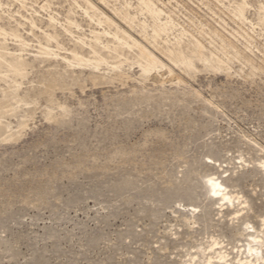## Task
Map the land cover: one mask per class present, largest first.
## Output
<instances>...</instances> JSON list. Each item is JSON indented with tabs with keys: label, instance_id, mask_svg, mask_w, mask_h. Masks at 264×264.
<instances>
[{
	"label": "rangeland",
	"instance_id": "1",
	"mask_svg": "<svg viewBox=\"0 0 264 264\" xmlns=\"http://www.w3.org/2000/svg\"><path fill=\"white\" fill-rule=\"evenodd\" d=\"M0 57V264H264V0H0Z\"/></svg>",
	"mask_w": 264,
	"mask_h": 264
},
{
	"label": "bare ground",
	"instance_id": "2",
	"mask_svg": "<svg viewBox=\"0 0 264 264\" xmlns=\"http://www.w3.org/2000/svg\"><path fill=\"white\" fill-rule=\"evenodd\" d=\"M132 42H133V45L138 49V51L140 52V54L142 55V56H145V57H147V64H148V66H151V65H153V64H155L156 63V58L154 57V55L152 54V53H150V51H148L144 46H142L140 43H138L137 41H135L134 39H132ZM228 44V43H227ZM232 45V44H231ZM230 45V42H229V44L227 45L228 47H230V48H233L232 46ZM172 60H174V61H178V60H180V59H182L183 58V54L181 53V51H176V52H173L172 54H170V56H169ZM0 59H1V57H0ZM0 62H1V60H0ZM212 185V184H211ZM218 186L216 185V184H214L213 183V185H212V188H213V190H215L216 191V188H217ZM219 189V187L217 188V190ZM217 192V191H216ZM250 247V246H249ZM250 250V249H249ZM248 250V251H249ZM252 250V249H251ZM248 256V255H247ZM256 262V261H255ZM246 263V262H245Z\"/></svg>",
	"mask_w": 264,
	"mask_h": 264
}]
</instances>
